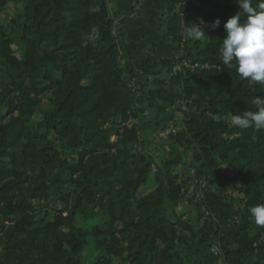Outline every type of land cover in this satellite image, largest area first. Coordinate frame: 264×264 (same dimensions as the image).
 <instances>
[{
    "label": "trees",
    "instance_id": "obj_1",
    "mask_svg": "<svg viewBox=\"0 0 264 264\" xmlns=\"http://www.w3.org/2000/svg\"><path fill=\"white\" fill-rule=\"evenodd\" d=\"M167 1L162 37L139 59L145 36L129 38L109 0H0V240L12 264H210L203 246L215 243L226 264H264L248 212L264 203V130L228 120L255 110L264 84L218 60L237 0ZM201 21L192 41L185 23ZM166 43L173 56L157 59ZM183 60L199 66L173 75L178 120L167 86H149ZM173 121L168 140L184 133L183 146L149 148ZM180 165L201 181L188 196ZM185 201L196 225L178 212Z\"/></svg>",
    "mask_w": 264,
    "mask_h": 264
},
{
    "label": "clouds",
    "instance_id": "obj_2",
    "mask_svg": "<svg viewBox=\"0 0 264 264\" xmlns=\"http://www.w3.org/2000/svg\"><path fill=\"white\" fill-rule=\"evenodd\" d=\"M239 11L224 23L225 35L219 47V59L224 68L234 70L240 80L264 84V0H237ZM201 21L185 23V34L192 41L202 40L206 33ZM217 18L211 25L220 26ZM255 110L228 114L229 124L240 129L264 130V96L257 95ZM252 222L264 227V203L248 209Z\"/></svg>",
    "mask_w": 264,
    "mask_h": 264
},
{
    "label": "crops",
    "instance_id": "obj_3",
    "mask_svg": "<svg viewBox=\"0 0 264 264\" xmlns=\"http://www.w3.org/2000/svg\"><path fill=\"white\" fill-rule=\"evenodd\" d=\"M110 5H113L114 11H118L117 20L122 19L126 25V34L129 38H145L141 42V49L137 52V57L141 59L146 53L147 48L162 37L160 28L159 15L167 9L166 0H109ZM173 45L166 43L162 48L156 51V58L172 57ZM170 73L166 70L160 75L154 76L150 80V85L158 86L163 78H166ZM167 85L168 92L164 95V99L171 102V98L180 97L182 94L181 84L174 79ZM154 87V88H155ZM187 139L184 133L179 134L172 140L179 146H183ZM0 244V247H2ZM2 255L8 264L13 263L11 255L2 251Z\"/></svg>",
    "mask_w": 264,
    "mask_h": 264
},
{
    "label": "rangeland",
    "instance_id": "obj_4",
    "mask_svg": "<svg viewBox=\"0 0 264 264\" xmlns=\"http://www.w3.org/2000/svg\"><path fill=\"white\" fill-rule=\"evenodd\" d=\"M166 5L168 7L169 5V2L166 0ZM9 17V15H8ZM7 18H5L4 21H6ZM166 29H163L162 31L163 32H166L165 31ZM178 65V64H177ZM174 68V67H173ZM167 71V69H166ZM181 72L185 71V70H180ZM179 72V71H178ZM170 73V72H169ZM177 72L174 73V75L176 74ZM173 75L171 76V73L166 77V78H163V81L158 85L160 86L161 84H165L166 86L169 85L172 81H175L173 79ZM177 82L181 84L180 80L177 79ZM156 86V87H158ZM151 88H154L155 86H152V84L149 86ZM181 87H182V84H181ZM182 96H183V87H182V94L180 97H175V98H171V102L172 103V110H175L174 114L176 115V117L178 118V120L181 118L182 116V113H183V105H182V101H184L182 99ZM166 100V99H164ZM167 101V100H166ZM171 123L168 124L167 127H165V129L169 128V125ZM164 129V130H165ZM180 130H178L179 132ZM177 132V133H178ZM176 133V134H177ZM181 134V133H179ZM168 137H171V136H168ZM169 138H162L159 136V137H156V138H153V142L152 143H149L151 149H156L155 146H158L159 148H161L160 150H162L164 152V154H168L169 152V147H170V142H172V140H168ZM157 147V149H159ZM159 151V150H158ZM184 177V179H187L188 180V186H187V190L185 192V195L188 196L189 193L193 192V188H194V184L195 183H201V181L198 179L197 177V168L193 167V166H183V165H180L179 168L177 169ZM203 182L205 183V181L203 180ZM203 183V184H204ZM154 186L153 184V178L151 177L147 182L146 184L143 186V189L145 191L151 189L152 187ZM178 212L180 214H184L185 217L193 224V225H196L197 224V213L195 211V209L193 207H191V205L188 203V201H185L183 202V204L178 208ZM3 241L0 240V244L2 243ZM200 246V244H197ZM204 250L206 251V255L207 257L209 258V263L210 264H226L224 259H223V256L221 254V250L219 248V245L217 243L214 244V246L212 247L211 250H209L206 246H203ZM2 249V247H0V250Z\"/></svg>",
    "mask_w": 264,
    "mask_h": 264
},
{
    "label": "built area",
    "instance_id": "obj_5",
    "mask_svg": "<svg viewBox=\"0 0 264 264\" xmlns=\"http://www.w3.org/2000/svg\"><path fill=\"white\" fill-rule=\"evenodd\" d=\"M199 64L198 63H192L191 61L188 60H183L182 62H180L178 65H176L172 72H171V76L174 75L175 72H178L180 70H185L187 68H196L198 67ZM181 127L177 124V121H173L171 122V124L169 125V128L165 129V130H160L158 132L155 133V137H164V138H168V136H172L175 135L178 130H180Z\"/></svg>",
    "mask_w": 264,
    "mask_h": 264
},
{
    "label": "water",
    "instance_id": "obj_6",
    "mask_svg": "<svg viewBox=\"0 0 264 264\" xmlns=\"http://www.w3.org/2000/svg\"><path fill=\"white\" fill-rule=\"evenodd\" d=\"M166 31V30H165Z\"/></svg>",
    "mask_w": 264,
    "mask_h": 264
}]
</instances>
